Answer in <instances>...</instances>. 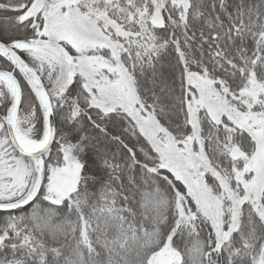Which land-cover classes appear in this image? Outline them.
<instances>
[{"label":"snow or ice","instance_id":"1","mask_svg":"<svg viewBox=\"0 0 264 264\" xmlns=\"http://www.w3.org/2000/svg\"><path fill=\"white\" fill-rule=\"evenodd\" d=\"M0 264H264V0H0Z\"/></svg>","mask_w":264,"mask_h":264}]
</instances>
